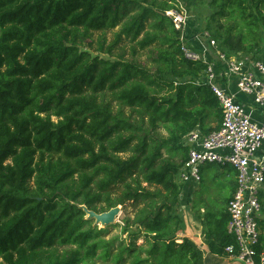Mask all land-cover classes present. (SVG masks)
Returning a JSON list of instances; mask_svg holds the SVG:
<instances>
[{
	"label": "trees",
	"instance_id": "16d2710c",
	"mask_svg": "<svg viewBox=\"0 0 264 264\" xmlns=\"http://www.w3.org/2000/svg\"><path fill=\"white\" fill-rule=\"evenodd\" d=\"M181 1L193 2L0 0L2 264H203L197 246L178 237L182 142L193 130L218 129L221 108L204 84L209 63L184 59L181 32L165 16ZM207 4L226 21L206 25L219 51L264 62V0ZM116 27L106 45L105 32ZM94 33L110 58L82 47ZM125 42L149 50V65L113 54ZM259 201L264 215V187ZM81 205L96 213L131 208L121 229L129 243L115 249ZM209 212V252L228 257L227 210ZM258 228L259 254L264 219Z\"/></svg>",
	"mask_w": 264,
	"mask_h": 264
},
{
	"label": "built area",
	"instance_id": "2783aa9c",
	"mask_svg": "<svg viewBox=\"0 0 264 264\" xmlns=\"http://www.w3.org/2000/svg\"><path fill=\"white\" fill-rule=\"evenodd\" d=\"M165 16L181 32L180 51L184 59L209 63L203 77L204 84L208 85L221 108L218 129L208 134L196 129L183 139L182 146L187 150V159L180 170L179 180L183 186L198 185L202 166H230L237 174L235 191L226 207V229L233 243L226 246L224 252L241 264H256V256L259 257V263L264 264V250L259 254L256 251L260 237L259 193L264 187V153H259L264 148V62L241 54L226 58L215 47V41L205 34L203 39L215 51L216 60L222 66L216 70L214 63L206 57L205 49L195 50L187 44L188 17L185 12L174 9L166 11ZM231 78H234L237 90L251 96L256 107L262 110L260 123L251 121L244 107L226 91L223 82L229 83ZM181 198L182 194L179 200Z\"/></svg>",
	"mask_w": 264,
	"mask_h": 264
},
{
	"label": "rangeland",
	"instance_id": "374dc122",
	"mask_svg": "<svg viewBox=\"0 0 264 264\" xmlns=\"http://www.w3.org/2000/svg\"><path fill=\"white\" fill-rule=\"evenodd\" d=\"M210 2V0H193L192 4L183 3L180 2V5L178 6V9L183 10L185 14L188 17L187 20V39L189 46H193L192 48L195 50L197 48H203L207 52H210L211 57H216L215 51L210 49L206 43V41L203 39V35L208 34L211 40L215 41V47L219 51V42L218 40L213 36L212 32L210 30H206V25L209 21L213 22L214 26L223 25L225 22L224 19H218L216 14L214 13V9L209 6L207 3ZM212 18L215 19L214 22ZM169 19V18H168ZM119 27H116L114 29H111L109 31H106L104 34V37L106 39V45H109L113 43L115 34L118 32ZM101 33H94L92 35V38L87 41L85 45L82 47L85 50H88L93 56L98 55L99 57H109L107 54L100 53L98 51V45L101 42ZM134 45H131L129 42L122 43L118 47L114 48L113 54H122L124 60H134L137 63H140L142 65H149V62L151 60V53L149 50L147 51H141L140 49L135 47V51L132 50ZM199 50V49H197ZM261 53L264 54V39L261 45ZM53 121L56 120V118L51 117ZM158 134H160L163 137H167L168 133L165 128L159 127L157 130ZM164 157H167L168 155L163 151ZM124 157V155H122ZM229 169V167H228ZM221 170V169H220ZM217 171V166H210L206 165L202 170V182L199 184L197 189L193 191L191 195V199L193 203H197L196 205H199L201 203H204L209 213H217L222 209H226V197H228L229 194V182L227 180H220L216 177H214V174L217 175L215 172ZM260 194V193H259ZM186 200V199H184ZM181 203V202H180ZM132 217L133 213L131 208L126 207L125 209H122L121 214L117 217L116 223L113 225H110L107 228V234L105 235V240L115 239L114 248L117 249L121 245H126L129 243L130 238L127 234H123L121 232L122 226H123V220L127 217ZM259 219L263 220L264 215L260 214ZM93 226H96L94 224V221L92 222ZM116 225V226H114ZM114 226V227H112ZM98 229H101L99 226H96ZM104 228V229H105ZM142 238L137 240L138 244H141ZM0 264H2V260L0 259ZM96 264H101L100 262H96ZM207 264H210L208 261Z\"/></svg>",
	"mask_w": 264,
	"mask_h": 264
},
{
	"label": "crops",
	"instance_id": "0c3cea01",
	"mask_svg": "<svg viewBox=\"0 0 264 264\" xmlns=\"http://www.w3.org/2000/svg\"><path fill=\"white\" fill-rule=\"evenodd\" d=\"M199 51H203L202 48H197ZM207 52V51H206ZM208 60H212L211 62L215 64L216 57H211L210 52L206 54ZM223 86L225 87L226 91L232 94L236 101L241 104L245 111L249 114L251 121L255 123H260L262 121L263 115L262 110L256 107L253 102L251 96L245 95L240 93L236 86L234 78L229 80V83L224 80ZM216 127V125H215ZM261 154L264 153V148L261 149L259 152ZM217 166V171L215 172L217 175L214 174V177L220 180H227L229 182V194L226 197V203L231 199L235 187H236V172L228 165H219V164H212L210 166ZM206 165L200 168L201 173V182H202V170ZM229 167V169H228ZM221 169V170H220ZM200 182V183H201ZM198 185H191L187 184L183 186L184 190L182 191V200H180V213L182 220L184 222V230L178 233V237L180 238H188L191 240L197 248L201 251L203 257V264H207L208 261L210 264H241L237 260H234L229 257H218L215 255L210 254L209 252V243H210V231L213 232V228L208 226L207 218H210L212 215L208 214V208L204 203L196 205L197 203L192 202L191 195L192 192L197 189ZM180 194V195H181ZM186 199V200H184ZM227 207V205H226ZM212 220V218H210ZM207 224V226H206ZM210 229V230H209Z\"/></svg>",
	"mask_w": 264,
	"mask_h": 264
},
{
	"label": "water",
	"instance_id": "95a60500",
	"mask_svg": "<svg viewBox=\"0 0 264 264\" xmlns=\"http://www.w3.org/2000/svg\"><path fill=\"white\" fill-rule=\"evenodd\" d=\"M80 209L86 214L88 220H93L96 226H99L101 229L113 225L116 223L117 217L121 214V206H116L103 213H96L92 210H89L86 206H79Z\"/></svg>",
	"mask_w": 264,
	"mask_h": 264
}]
</instances>
